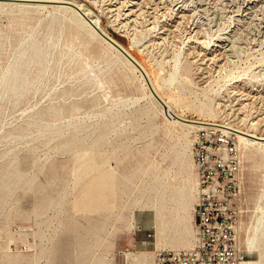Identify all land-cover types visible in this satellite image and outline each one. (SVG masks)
I'll list each match as a JSON object with an SVG mask.
<instances>
[{
	"label": "rangeland",
	"instance_id": "374dc122",
	"mask_svg": "<svg viewBox=\"0 0 264 264\" xmlns=\"http://www.w3.org/2000/svg\"><path fill=\"white\" fill-rule=\"evenodd\" d=\"M73 1L101 17L179 115L256 122L264 134V0ZM149 92L71 9L0 3V264H110L128 248L154 259L156 248L190 247L172 245L185 229L195 243L193 130L168 121ZM85 150L102 155L79 166ZM111 172L115 195L99 192L114 208L91 209L90 184ZM241 181L240 246L260 261L246 239L264 226V157L244 147Z\"/></svg>",
	"mask_w": 264,
	"mask_h": 264
},
{
	"label": "built area",
	"instance_id": "2783aa9c",
	"mask_svg": "<svg viewBox=\"0 0 264 264\" xmlns=\"http://www.w3.org/2000/svg\"><path fill=\"white\" fill-rule=\"evenodd\" d=\"M196 241L183 249L156 248L154 264H248L240 246L243 142L220 125L195 129Z\"/></svg>",
	"mask_w": 264,
	"mask_h": 264
},
{
	"label": "bare ground",
	"instance_id": "6f19581e",
	"mask_svg": "<svg viewBox=\"0 0 264 264\" xmlns=\"http://www.w3.org/2000/svg\"><path fill=\"white\" fill-rule=\"evenodd\" d=\"M5 1H7V2H5ZM19 2H21V4L23 3L24 5L30 4V5H38V6L47 5V3H50V4L52 3L53 6H56V7H65V8L71 9L73 11L74 15H75V20L78 23V25H80L81 27L85 28L86 30H88L92 34H95L97 37H99L100 39L105 41L107 43V45H109L111 48L115 49L122 57H124L126 62L129 65H131L135 71L140 73L142 81H143V85L145 87H147V89H150L149 84H151L152 88L155 90V92L158 94V96L168 106V112L171 115H173V116H170L168 114V112L165 111L164 106L157 100V98L153 95V93L150 90L151 93L150 92L149 93H150L152 99L159 105L160 110L167 117L168 121H170L173 124L178 123L181 126H187L189 129L193 130V132L195 131V129H198L201 126H207V125H210V124L220 125V126L225 127L228 130H235V131H237V133L240 136L241 141L243 142L244 151L246 152L248 157H252V156L257 155V154H261L264 157V134H260L259 135L253 129L255 127L254 125L256 124V122H253L251 124L252 128H248L247 130H244L240 126L236 127V126H233V125H230V124L218 123V122H216L215 120H212V119H204V120H202V119H189V118L183 117V116L179 115L177 112H175L173 110L172 106L164 99V97L162 96L160 91L157 90V88H156V86L154 84L152 75L149 72V69L126 46H124L115 37H113L111 35V33H109V31L107 29L102 27L101 17L96 15V14H93L90 7L86 6L82 2H76V1H73V0H0V3H13V4H16V3H19ZM25 2H34V3H25ZM54 3L56 5H54ZM61 3H63V4H61ZM69 6H72L76 10H74L73 8H71ZM132 13H133V9L131 8L128 11V13H126V14L127 15H132ZM137 15H138V13H137ZM102 33L104 35H107L111 39H113L120 46H122L139 63V65L143 68L144 72L141 73V71L139 70V68L137 66H135L131 61H129L112 44L108 43L103 38V36H102L103 34ZM178 55H176V57L173 59V61H174L173 67H174V70L177 71V72H178V69L180 68L179 67V62H180L179 61L180 60L179 57L180 56H178ZM173 74H172V76H173ZM175 77H176V75H175ZM147 80H148V82H147ZM185 135L186 134H183V136L187 139V137ZM91 154H92V156H97V155H102V152L101 151H96V150H91V151L85 150V151H82V152H77V153H75V161H77L75 163H77V165L81 166V165H86L88 162H92L93 160H91V157L89 156ZM111 156H112V154H111ZM94 162H95V167H96L95 171L100 172L102 170V161H101V159H98V161L94 160ZM191 165H193V162H191ZM76 172H77V168L75 167L74 174H76ZM196 174H197V172H196ZM109 175H111V178L108 179V180H106L104 178L105 176H102V177H99V178L95 179L90 184L89 189H88V193L90 192L92 200L88 203V205H89V207L91 209L97 210L100 207H111L112 209L114 208L115 203H113V204L110 203V202H108V203L104 202L103 203V199L101 198V195H100V192H99V190H105V189L109 188L110 190H112L114 192V195H115V190H114V187H115V184H114V172L109 173ZM182 196H183L182 200H180V203H179V210L181 212H183L184 214H186L189 211V208L191 207L190 203L187 201L188 196H189V190L188 189L183 190ZM196 201H197V191H196ZM195 205H196V203H195ZM191 223L194 225V215H191ZM192 235L193 234H192V232L189 229L188 230L185 229V231L183 233V236L180 237L178 239V241H175V243H172V245L173 246H178V247H184V246L192 247L194 245V244L191 245V243H192V240H191ZM118 240L119 239H117L116 241L113 242V247L114 248L117 247ZM246 247L249 250H251V251L258 250L259 253H260V259H261L260 261L248 260V264H258L260 262L262 264H264V226H263L262 233H261L259 238H257L256 235H253L252 237H249V238L246 239ZM116 255L117 254L115 252H113L111 254V256L109 257V259L111 261L110 264H114ZM121 255L125 259L128 260V263H131V264H133L136 260H140V259L143 260L142 264H148V260L153 258V255H152V253L150 251L149 252H146V251H143V252L140 251L139 252V251L132 250L130 248H128L127 250L122 251ZM8 260H9L8 264H19L13 258H8Z\"/></svg>",
	"mask_w": 264,
	"mask_h": 264
},
{
	"label": "water",
	"instance_id": "95a60500",
	"mask_svg": "<svg viewBox=\"0 0 264 264\" xmlns=\"http://www.w3.org/2000/svg\"><path fill=\"white\" fill-rule=\"evenodd\" d=\"M103 34V33H102ZM103 38L110 44H112L116 49H118L129 61H131L135 66H137L139 68V70L142 72L143 68L139 65V63L122 47L120 46L118 43H116L113 39H111L110 37H108L107 35H102ZM148 82V80H147ZM150 90L153 93V95L157 98V100L164 106L165 111L168 112V106L165 104V102L158 96V94L155 92V90L152 88L151 84H149ZM168 114L170 116L171 115L169 112Z\"/></svg>",
	"mask_w": 264,
	"mask_h": 264
},
{
	"label": "crops",
	"instance_id": "0c3cea01",
	"mask_svg": "<svg viewBox=\"0 0 264 264\" xmlns=\"http://www.w3.org/2000/svg\"><path fill=\"white\" fill-rule=\"evenodd\" d=\"M154 262V259H149L148 260V264H153ZM143 263V260H136L133 264H142ZM114 264H131V263H128V260L125 259L121 254L120 255H116V258H115V261H114Z\"/></svg>",
	"mask_w": 264,
	"mask_h": 264
}]
</instances>
